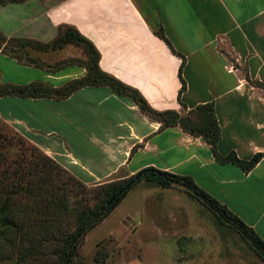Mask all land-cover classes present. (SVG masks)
Listing matches in <instances>:
<instances>
[{
  "label": "crops",
  "instance_id": "1",
  "mask_svg": "<svg viewBox=\"0 0 264 264\" xmlns=\"http://www.w3.org/2000/svg\"><path fill=\"white\" fill-rule=\"evenodd\" d=\"M44 1V12L34 15L39 33L46 34L41 41L53 40L65 23L86 37L82 27L89 29L102 42V48L96 45L101 68L124 83L125 77L141 82L146 90L126 84L151 107L185 116L209 104L221 131L220 154L235 151L249 159L264 152V0H120L132 13L101 7V0L75 9L71 2L90 0ZM64 6L69 13H59L55 23L51 12ZM160 30L184 58L157 35ZM0 54L22 68H42ZM85 74L84 67H65L47 71L52 84L1 81L60 87ZM0 118L89 184L128 178L150 167L189 175L264 239V158L249 172L220 162L202 135L181 124L163 126L131 95L90 85L64 98L0 96ZM224 143L228 147L222 149ZM192 169L208 176L212 188L204 187Z\"/></svg>",
  "mask_w": 264,
  "mask_h": 264
},
{
  "label": "rangeland",
  "instance_id": "2",
  "mask_svg": "<svg viewBox=\"0 0 264 264\" xmlns=\"http://www.w3.org/2000/svg\"><path fill=\"white\" fill-rule=\"evenodd\" d=\"M91 1H73L69 5L75 9L90 6ZM43 3L44 0H0V26L11 33L0 30V52L49 72L84 67L87 73V67H93L95 54L83 44L40 50L16 41L6 47L2 43L1 33L34 40L46 35L39 33L40 23L34 19L36 13L44 12ZM99 5L132 13L129 5L120 0H101ZM59 13H69L67 6L51 12L55 23L59 22ZM82 30L102 48L95 32L84 27ZM107 66L104 65L110 70ZM42 68H22L14 59L0 54V93L8 84L1 77L16 82L47 80L52 84L54 80L47 79V71ZM125 81L146 90L141 82L126 77ZM185 116L182 125L197 134L208 125L202 109ZM227 147L225 143L221 145L222 149ZM192 171L204 187L212 188L208 176ZM125 179L86 183L0 118V193L4 194L0 207L6 204L3 216L10 220L8 229L0 228V264H64V249L80 224ZM70 264H264V260L234 227L184 187H164L143 179L106 218L81 237Z\"/></svg>",
  "mask_w": 264,
  "mask_h": 264
},
{
  "label": "trees",
  "instance_id": "3",
  "mask_svg": "<svg viewBox=\"0 0 264 264\" xmlns=\"http://www.w3.org/2000/svg\"><path fill=\"white\" fill-rule=\"evenodd\" d=\"M63 28H66L67 30L65 32H62ZM1 34V38L3 41L2 43H5V47L11 41H16L22 46H31L40 50L59 49L64 47L68 43H76L85 45L89 52H93L95 56L93 60V67H87L88 72L84 76L73 79L63 86L55 87L43 82H35L24 85L4 84L1 88L0 96L11 95L34 98H64L71 95L74 91L85 86L109 85L121 94L131 95L139 103L143 112L156 120L162 121L163 126H173L177 124L182 125L186 120V116L181 115L176 110L169 109L158 111L154 109L149 105V103L137 89L130 85H127L115 76L104 71L100 66V53L96 45L88 37L82 34L74 25H61L59 27L58 35L53 40L48 42L30 38L8 37L4 33ZM157 35H159L168 43L173 53L184 58V56L174 48L171 41L166 37L165 33L162 30L158 31ZM184 87L185 83L183 88ZM200 109H202L206 113L208 125L205 129H203V131L200 132L199 135H202L209 142V144H211L218 161L233 162L241 166L246 172H249L257 165L258 162H260L264 158V152H257L249 159L240 158L235 151H231L227 155L220 154L217 149V142L220 139L221 131L219 126L217 125L216 115L209 104L200 107ZM187 130L193 134H197L195 133V130L193 128H189ZM143 179L156 181L164 187L175 185L184 187L189 193L202 200L214 212L223 217L232 227H234L264 260V239L257 233V231L253 227L248 225L237 214L231 211L226 204L221 203L210 193L201 188L189 175L177 174L170 171L160 170L155 167H150L139 171L129 178H126L122 183H120V185L113 187L112 192L109 194L106 202L99 209H97L92 216H90L80 224L77 232L72 236L70 242L68 243V246L64 249V264L71 263L81 237L98 223H100L104 218H106L127 196L132 188ZM131 182L132 185L126 188V186ZM120 191L123 192L119 196H117ZM3 196L4 194L0 193V199H2ZM115 196H117L116 200L109 204L110 200ZM5 210L6 204H3L0 207V228L3 227L4 229H8L10 220L3 216Z\"/></svg>",
  "mask_w": 264,
  "mask_h": 264
},
{
  "label": "water",
  "instance_id": "4",
  "mask_svg": "<svg viewBox=\"0 0 264 264\" xmlns=\"http://www.w3.org/2000/svg\"><path fill=\"white\" fill-rule=\"evenodd\" d=\"M131 185H132V182L129 183V184L126 186V188L130 187ZM122 192H123V191H120L119 194H118L117 196H119ZM117 196L113 197V198L110 200L109 204H111L112 202H114V201L116 200Z\"/></svg>",
  "mask_w": 264,
  "mask_h": 264
}]
</instances>
